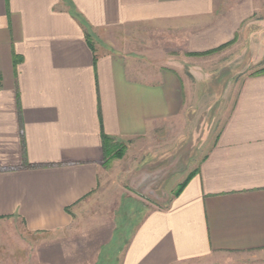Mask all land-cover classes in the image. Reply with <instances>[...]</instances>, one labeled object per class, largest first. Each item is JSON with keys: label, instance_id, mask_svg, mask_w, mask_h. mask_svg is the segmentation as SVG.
I'll return each mask as SVG.
<instances>
[{"label": "crops", "instance_id": "1", "mask_svg": "<svg viewBox=\"0 0 264 264\" xmlns=\"http://www.w3.org/2000/svg\"><path fill=\"white\" fill-rule=\"evenodd\" d=\"M263 7L0 0V246L11 236L9 245L31 248L36 236L38 264H94L102 251L105 264H264V72L240 79L214 141L174 177L182 189L144 212L120 244L101 219L79 218L105 181L102 134L129 150L177 118L189 86L208 79L199 64L213 54L204 52L232 42ZM141 25L173 31L185 54L201 55L154 67L111 38ZM252 48L263 54L264 42Z\"/></svg>", "mask_w": 264, "mask_h": 264}, {"label": "rangeland", "instance_id": "2", "mask_svg": "<svg viewBox=\"0 0 264 264\" xmlns=\"http://www.w3.org/2000/svg\"><path fill=\"white\" fill-rule=\"evenodd\" d=\"M261 20H264V7L254 14L250 22L241 24L232 42L222 46H228L226 51L216 55L221 47L204 52L213 54L206 65L199 64L205 69L203 73L208 74L207 82L201 86H189L191 95L182 114L162 124L157 133L146 137L139 146L127 150L125 146H119V142L111 144L112 153L119 154L104 163L106 170L102 178L105 177V181L82 202L87 211L79 215L80 219L90 224L98 223L95 218L101 219L106 223L103 227L108 228L107 235L113 229L112 238L117 246L144 212L154 206H163L170 199L178 185L173 182L174 177L195 164L217 136L230 111L240 79L264 71V53L254 57L252 48L254 43L258 47L260 42H264V23ZM174 33L141 25L124 28L120 34L113 33L111 38L120 40L123 50L134 51L154 67L167 68L172 62L184 63L186 56L188 59L201 55L185 54L182 42L174 39ZM113 160L116 162L110 169L108 167ZM2 233L7 236L9 230ZM22 234L20 238H27L28 243L30 237L24 232ZM37 238L34 236L32 239L33 247L24 248L9 245L12 238L8 236L9 242L0 246V264H38L32 256V249L39 242ZM108 258L109 254L102 251L94 264H105Z\"/></svg>", "mask_w": 264, "mask_h": 264}, {"label": "trees", "instance_id": "3", "mask_svg": "<svg viewBox=\"0 0 264 264\" xmlns=\"http://www.w3.org/2000/svg\"><path fill=\"white\" fill-rule=\"evenodd\" d=\"M221 47L222 46H220V47H218L216 49H219ZM207 52H209V51H207ZM261 72H264V71H261ZM113 142H116V141L112 140L111 138H109L106 135L102 134V144H103V149H104V163L107 162L108 159H110L113 155L119 154V152L115 153V154L112 153V145L111 144H113ZM119 146L123 147L124 145H123V143L119 142ZM184 184H185V182H182V183L178 184L174 193H178L182 189Z\"/></svg>", "mask_w": 264, "mask_h": 264}]
</instances>
